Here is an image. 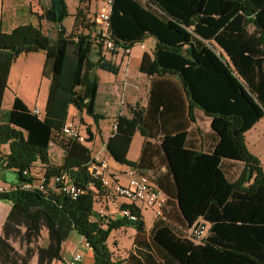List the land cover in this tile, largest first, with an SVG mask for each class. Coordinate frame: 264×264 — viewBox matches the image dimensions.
Instances as JSON below:
<instances>
[{
	"label": "trees",
	"instance_id": "trees-1",
	"mask_svg": "<svg viewBox=\"0 0 264 264\" xmlns=\"http://www.w3.org/2000/svg\"><path fill=\"white\" fill-rule=\"evenodd\" d=\"M67 16L64 0H50L38 21L55 26L54 37L40 25L18 26L9 33L0 29V109L10 67L21 54L42 52L41 76L49 82L40 116L14 97L8 124H0V146H7V153H0V169L14 172L23 183L28 180L22 173L40 163L46 182L65 173L81 190L75 200L48 188L0 192V201L10 204L0 233V264L58 262L72 233L91 249L94 264H116L106 244L110 232L122 227L144 232L135 205H122L130 218L108 221L105 229L93 221L90 187L99 192V183L87 173L89 130L83 144L65 141L60 166L49 162V146L62 139L70 109L94 122L101 118L94 111L98 77L93 71L118 73L111 59L115 51L106 58L100 40L92 37L95 25L78 11L74 30L67 32ZM108 31L115 49L154 39L152 54L143 53L138 67L150 82L148 91H183L189 110L208 117L217 137L208 153H200L185 148V132L162 136L178 218L170 221L165 209L156 218L154 242L177 264H264V171L244 142V134L264 117V0H112ZM152 95L146 107H129L130 119L115 120L105 149L118 164L136 167L126 153L133 134L141 131ZM222 161L243 164L235 180L225 176ZM198 220L209 229L196 244L185 234Z\"/></svg>",
	"mask_w": 264,
	"mask_h": 264
},
{
	"label": "crops",
	"instance_id": "crops-1",
	"mask_svg": "<svg viewBox=\"0 0 264 264\" xmlns=\"http://www.w3.org/2000/svg\"><path fill=\"white\" fill-rule=\"evenodd\" d=\"M105 1L64 0L68 16L63 21V27L67 32H70L74 24V16L80 11L86 22L95 25L90 27L91 32L94 33L97 31L95 20L97 12ZM49 6L50 0H0V29L4 33H9L18 26L30 24L36 27L40 25L43 33L49 37H54L56 27L44 21H38V16L42 15ZM78 31L86 33V30H81V28ZM147 40H151L154 46V39L149 38L145 41ZM145 41L140 44L144 45ZM140 44L135 45L138 46V51L134 50V46L131 47L127 59L119 51H116L115 55L111 56L112 61L118 67L116 75L97 70L98 89L94 111L101 118L97 122H94L89 116L85 114L78 115L75 110L70 109L68 119H71L73 122L75 120H82L83 124H80L79 128L85 133L89 130L92 135L90 143L87 144L90 157L96 151L102 150V156L107 161L110 171H116L121 169L123 165L115 162L109 156L106 149L103 151V146L106 145L108 139L113 134V122L117 117L130 119L129 107L135 103H138L143 108L146 107L150 101V92L151 94L153 93L151 96L153 97L151 99V108L147 112L144 111L141 131L137 130L133 134L126 158L135 164L136 169L141 175H144L153 186L159 188L167 196L168 200L165 211L168 219L175 221L178 218L177 202L173 197V181L167 170L165 156L160 147L161 138L164 134L174 135L185 132L186 149L193 152L208 153L216 144L217 137L210 129V119L208 117L196 108L189 110L183 91H148L150 82L138 71L141 56L143 53H147V47L144 45L145 51H142L139 48ZM108 55L110 56V53ZM43 62L44 54L42 52L21 54L14 60L9 70L8 87L4 92L1 104L0 124H8L10 109L15 96L30 111L36 108L43 113L49 82L41 76L45 81H40L39 91L36 88L33 94L27 82L31 71L41 73ZM126 69L127 86H122ZM154 82L156 83V80ZM40 92L43 99L41 109L37 107V99ZM263 120L264 117L244 134L246 147L259 160L262 171H264V155L260 148L259 124ZM64 146L60 142L49 146L48 158L51 165H61L64 156ZM0 153H7L6 145L0 146ZM242 168L243 164L238 162L222 161L221 163V170L231 180H235L238 177ZM43 171L40 163L34 164V168L31 170V176L34 178L32 183L34 185L38 184L37 180ZM7 174L8 182L4 180L7 186L0 183V189L9 190L21 184L14 172L0 169V176L3 179H6ZM33 188L39 189V187ZM90 190L94 195L98 191L95 186H91ZM124 204L128 203L121 198H112L107 204L106 198H99V205H106L107 214V217L101 221L102 229L106 228L108 221L118 219L117 211ZM99 205L94 204L93 209L98 208ZM138 208L143 218L144 232L137 233L132 227H122L112 230L106 242L111 254V261L116 264H177L168 258L164 250L154 242V225L157 222L154 213L142 206ZM9 210V203L0 204V233ZM78 250L82 252L80 264H94L92 251L80 236L77 248L73 254L78 253ZM73 254L71 253L67 258L70 259Z\"/></svg>",
	"mask_w": 264,
	"mask_h": 264
},
{
	"label": "built area",
	"instance_id": "built-area-1",
	"mask_svg": "<svg viewBox=\"0 0 264 264\" xmlns=\"http://www.w3.org/2000/svg\"><path fill=\"white\" fill-rule=\"evenodd\" d=\"M111 4L112 0H106L97 12L96 25L100 26L102 30L100 42L104 51L108 53L119 51L127 59L131 48L115 49L109 35L108 29ZM139 48L145 51L143 44H140ZM126 73L127 69L125 70L122 80V86H127ZM31 112L37 116L41 115V112L36 108L32 109ZM115 129L116 121L113 122L112 131L114 132ZM60 136L66 142H77L79 144L85 143L88 137L71 119L66 121ZM105 146L106 145L103 146V151ZM90 158L91 161L87 165V173L91 175L92 180L99 183V192L95 193L94 204L99 205V198H106V204L110 202L112 198H121L124 199L128 205H135L137 207L142 206L151 210L156 218L163 217V212L166 209L168 200L167 196L159 188L153 186L144 175H141L136 167L123 165L121 169L111 172L107 161L102 156V150L96 151ZM22 174L28 181L20 185L48 188L51 192L70 197L72 200H75L81 194V190L69 180L65 173H60L46 182L42 172L37 180V185L32 183V179L34 178L31 176V170H26ZM105 206L106 205H99L98 208L93 209V221H102L107 217ZM121 217L127 218V216L118 215V218ZM208 229L209 224L207 222L198 220L186 232L185 237L193 243H201L206 238ZM81 261V255L75 253L69 260H66L65 264H80Z\"/></svg>",
	"mask_w": 264,
	"mask_h": 264
},
{
	"label": "rangeland",
	"instance_id": "rangeland-1",
	"mask_svg": "<svg viewBox=\"0 0 264 264\" xmlns=\"http://www.w3.org/2000/svg\"><path fill=\"white\" fill-rule=\"evenodd\" d=\"M95 18V17H93ZM96 20V18H95ZM74 21V20H73ZM90 22H88L89 24ZM55 27V26H54ZM97 27V31H95L94 33H92V37H97L95 39H98V41L100 40V36L102 35V30H101V27L96 25ZM74 29H73V26H72V29L70 30V32H72ZM79 33L78 31H75V34ZM144 45L147 47V50L146 52L151 55L152 54V50H153V45H152V41L151 40H147L144 42ZM96 48V47H95ZM134 50L135 51H138V46H134ZM97 50L95 49L93 52H92V55H91V59L94 61L96 59L95 57V54H96ZM102 53L103 55L107 58H109L108 56V52L104 51V49L102 50ZM94 73L97 72V70H94L93 71ZM43 80L45 81L42 77H41V73L40 72H34V71H31L30 74H29V78L27 79V82H28V86H29V89L31 90V93L33 94V92L35 91V89L37 88V91H39V83L40 81ZM121 83V82H120ZM120 87V86H119ZM119 91V90H118ZM31 94V95H32ZM33 97V95H32ZM38 103H37V107L41 109V103L43 102V99L41 97V92L39 93V96H38ZM74 124L79 127L80 126V122L75 120L74 121ZM259 127H260V148H261V151H262V154L264 155V120L259 124ZM95 129V127H94ZM59 142L61 144L64 145L65 141L63 139H60ZM244 142H245V138H244ZM245 145H246V142H245ZM247 148V147H246ZM248 150V149H247ZM249 152V151H248ZM250 153V152H249ZM251 154V153H250ZM252 155V154H251ZM262 155V156H263ZM255 157V156H254ZM256 158V157H255ZM259 161V160H258ZM243 169V168H242ZM242 171V170H241ZM241 173V172H240ZM8 182V174L6 175V179H3L1 176H0V183H3L4 186H7V183L5 182ZM5 182V183H4ZM0 204H5V202L3 201H0ZM78 239H79V236L76 234V233H72L70 235V237L66 240V243L64 244L63 248H62V252H61V260L58 261V262H55V264H65L66 263V260H69V258H67L71 253L73 254V252L76 250L77 248V243H78ZM78 253L81 255V250H78ZM82 257V255H81Z\"/></svg>",
	"mask_w": 264,
	"mask_h": 264
},
{
	"label": "bare ground",
	"instance_id": "bare-ground-1",
	"mask_svg": "<svg viewBox=\"0 0 264 264\" xmlns=\"http://www.w3.org/2000/svg\"><path fill=\"white\" fill-rule=\"evenodd\" d=\"M18 189V188H22V189H24V190H26V189H31V188H33V187H31L30 185H18V186H16V187H12V188H10V189H12V190H15V189ZM39 189H41V187H39ZM3 191H8V189L7 190H0V192H3ZM70 198V197H69ZM105 213H106V209H105ZM117 214L118 215H120V216H127V218H130V213H129V210L128 209H122V208H120L118 211H117ZM132 219V218H131Z\"/></svg>",
	"mask_w": 264,
	"mask_h": 264
}]
</instances>
